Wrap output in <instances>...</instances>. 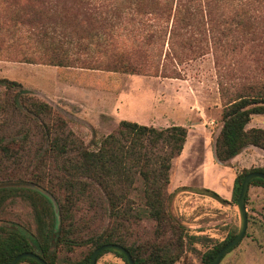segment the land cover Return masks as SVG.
<instances>
[{
	"label": "rangeland",
	"instance_id": "374dc122",
	"mask_svg": "<svg viewBox=\"0 0 264 264\" xmlns=\"http://www.w3.org/2000/svg\"><path fill=\"white\" fill-rule=\"evenodd\" d=\"M15 9L7 0H0V78L17 80L36 97L50 103L87 146L96 147L103 137L117 131L124 119L158 128L173 124L188 128V150L172 160L170 170L167 210L171 219L160 227L147 217L124 219L128 229L122 232L128 236L129 244L139 245L141 255L168 245L178 258L175 264H202V256L209 248L239 230L240 215L234 194L236 175L244 169L264 167V150L259 147L250 145L226 163L217 161L213 148L223 124L224 106L237 94L249 93L251 86L264 82V8L260 12L251 10L258 15V23L242 26L232 22L236 37L228 46L217 40L218 29L223 27L216 23L218 17L208 21L206 11L198 14L201 24L181 28L182 34L173 36L171 23L156 24L150 14L146 16L151 25L126 22L131 16L144 20V16L136 15V10L126 9L124 22L115 30L114 44L102 40L100 50L90 46V37L80 41L76 32H70L73 28L65 30L73 43L61 41L59 49L88 59V66L97 68L23 61L40 56L50 40L26 24L15 23ZM49 11L52 10L46 12ZM106 33L111 31L106 29ZM151 34V39L144 40ZM53 35L58 38L61 33ZM76 42L89 44V49L79 48ZM111 46L130 55L139 71L109 70L107 65L114 60L109 55ZM94 52L96 58L86 57ZM251 127L264 128V115H253L247 125ZM56 180L53 178L55 196L67 203V193ZM141 189L129 194L135 199L131 206L136 210L143 206ZM101 196L100 199L95 195L96 203L85 198L71 205L78 236L87 238L114 225L103 192ZM13 199L0 212V226H21L36 233L32 204L20 196ZM57 206L59 212L58 202ZM246 207V234L219 264H264L263 187L250 186ZM175 223L182 228L174 230ZM179 237L181 246H177ZM91 249L90 244H69L60 245L56 251L61 264H76ZM97 264L127 262L108 251L98 258Z\"/></svg>",
	"mask_w": 264,
	"mask_h": 264
},
{
	"label": "trees",
	"instance_id": "16d2710c",
	"mask_svg": "<svg viewBox=\"0 0 264 264\" xmlns=\"http://www.w3.org/2000/svg\"><path fill=\"white\" fill-rule=\"evenodd\" d=\"M7 1L16 7L15 23L26 24L32 31L36 29L50 40L40 56L23 61L85 68L97 67L88 66V59L79 55L74 57L59 49L61 41L73 43L70 33H65L69 28H73L70 32L77 33L76 39L81 41L90 37V46L100 50L102 40L114 44L115 30L124 22L126 9H134L136 15L144 16V20L131 16L125 19L126 22L151 25V19L146 16L150 14L156 24L166 23L168 26L171 23L173 36L181 35V28L201 24L198 14L206 11L208 21L218 17L216 23L223 27L218 29L217 40L221 45L228 46L236 37L232 22L242 26L258 23V15L251 10L260 12L264 8V0ZM48 9L52 11L46 12ZM216 9L221 11L215 12ZM106 29L111 33H106ZM58 32L61 35L54 37L53 33ZM151 37L152 34L147 35L144 40ZM82 44H78L79 48L89 49V44ZM110 48L112 52L109 55L114 60L113 64L107 65L109 70L139 71L125 51L113 46ZM97 52L91 56L87 53L89 56L86 57L96 58ZM255 114L264 115V82L251 86L249 93L237 94L224 106L223 124L215 142L217 161L226 163L250 145L264 150V128H247ZM187 137L188 128L185 125L158 128L124 119L117 131L103 137L99 144L95 142L96 147H90L69 128L67 120L50 103L36 97L21 82L0 78V212L7 201L20 196L32 204L37 225L36 233L21 226L11 229L0 226V264H10L18 254L26 251L37 253L49 264H61L56 249L69 244H90L92 249L76 263L90 264L94 250L107 243L127 248L135 264H175L178 258L169 251L168 245L155 248L144 256L139 253V245L128 243V236L122 230L128 229L124 219L130 221L147 217L156 221L159 227L171 219L167 210L170 170L172 160L182 153ZM251 171L264 172V167L244 169L236 175L235 202L245 176ZM53 178H57L55 182L65 190L69 201L72 199L71 203L55 196ZM251 185L264 188V180L254 179ZM140 187L143 206L136 210L131 206L135 199L129 194ZM42 190L54 194L59 204L58 214ZM101 192L108 201L114 225L82 238L76 234L71 205L85 198L96 203L95 195L98 194L101 199ZM173 228L180 229L182 226L175 223ZM236 234L229 233L224 240L209 248L202 256V264H211L219 250ZM182 244L179 237L177 246ZM108 251L127 262L123 254L113 250L103 251L99 257ZM24 261L40 264L32 258H24L19 263Z\"/></svg>",
	"mask_w": 264,
	"mask_h": 264
},
{
	"label": "water",
	"instance_id": "95a60500",
	"mask_svg": "<svg viewBox=\"0 0 264 264\" xmlns=\"http://www.w3.org/2000/svg\"><path fill=\"white\" fill-rule=\"evenodd\" d=\"M257 178L264 180V172H262V171H251L245 176V178L242 182L241 190H240L238 200H237V206H238L239 215H240L239 230H238L236 236L234 238H232L229 242H227L219 250V252L217 253L216 257L214 258V260L212 261L211 264H219L220 261L222 260V258L224 257V255L228 251H230L232 248L237 246L242 241V239L244 238V236L246 234L247 227H248V213H247V207H246V197L248 195V191H249L250 184H251L252 180L257 179ZM42 192L50 198V200L52 201V203L54 205L55 211L58 214L59 213L58 212V206H57V202H56L55 198L45 190H42ZM106 250H113V251L119 252V253L124 255V257L127 259L128 264H135L134 259L131 255L130 251L127 248H125L124 246L117 244V243H107V244H103L100 247L96 248L91 255L90 264H97V260H98L100 253L103 251H106ZM24 258H32V259L36 260L37 262H39L40 264H49L41 256H39L37 253L32 252V251H26V252H22V253L18 254L10 262V264H18Z\"/></svg>",
	"mask_w": 264,
	"mask_h": 264
},
{
	"label": "crops",
	"instance_id": "0c3cea01",
	"mask_svg": "<svg viewBox=\"0 0 264 264\" xmlns=\"http://www.w3.org/2000/svg\"><path fill=\"white\" fill-rule=\"evenodd\" d=\"M202 120V119H201ZM203 122V121H202ZM182 125V124H181ZM214 148V153H215V147H213ZM212 148V149H213ZM188 150V141H186V143H185V145H184V149H183V151H182V153L180 154V156L179 157H181V156H183L184 154H185V152ZM192 150V149H191ZM190 150V151H191ZM215 155V154H214ZM239 155V154H238ZM237 155V156H238ZM216 157V156H215ZM261 187V186H260Z\"/></svg>",
	"mask_w": 264,
	"mask_h": 264
}]
</instances>
